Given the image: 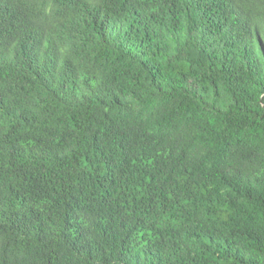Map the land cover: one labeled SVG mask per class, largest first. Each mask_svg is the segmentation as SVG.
Wrapping results in <instances>:
<instances>
[{
	"label": "trees",
	"instance_id": "16d2710c",
	"mask_svg": "<svg viewBox=\"0 0 264 264\" xmlns=\"http://www.w3.org/2000/svg\"><path fill=\"white\" fill-rule=\"evenodd\" d=\"M0 264H264V0H0Z\"/></svg>",
	"mask_w": 264,
	"mask_h": 264
}]
</instances>
